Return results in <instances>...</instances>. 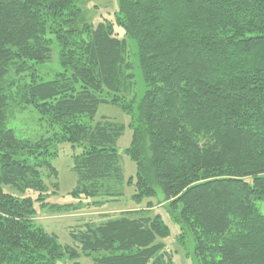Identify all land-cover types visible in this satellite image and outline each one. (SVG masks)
<instances>
[{
	"label": "trees",
	"instance_id": "obj_1",
	"mask_svg": "<svg viewBox=\"0 0 264 264\" xmlns=\"http://www.w3.org/2000/svg\"><path fill=\"white\" fill-rule=\"evenodd\" d=\"M82 1L0 0V264H80L82 255L94 264H174L156 208L179 226L180 241L193 239L198 264H264V0H118L123 38L113 21H82ZM55 50L61 72L39 81L36 65ZM103 104L130 118L123 153L136 176L128 181L118 150L126 126L96 122ZM27 108L45 136L8 127ZM62 143L81 149L68 204L49 201L59 195L53 161ZM122 186L133 188L137 209L71 230L74 245L36 223V206L99 208L125 198Z\"/></svg>",
	"mask_w": 264,
	"mask_h": 264
},
{
	"label": "rangeland",
	"instance_id": "obj_2",
	"mask_svg": "<svg viewBox=\"0 0 264 264\" xmlns=\"http://www.w3.org/2000/svg\"><path fill=\"white\" fill-rule=\"evenodd\" d=\"M82 9V21L90 24L97 25L100 21L104 19L113 21L115 24L116 33L119 37H124V30L116 24V14L119 11L118 0H83L81 2ZM130 42V57L133 62V73L135 75V88L133 94L138 99H141L145 94L146 87L143 81L142 71L139 64L136 61L137 58V47L133 41ZM56 60V61H54ZM37 79L39 81H49L53 80L55 75L61 72V68L58 64L57 50L54 51L53 59L51 62L46 64H38L35 67ZM102 118H109L117 123L124 124L126 130L123 136L118 142V150L121 155V164L124 171L126 181L131 177L136 176V165L135 163L126 156L123 152L130 146L132 139V130L128 127L130 118L125 115L118 107L113 105L103 104L100 106L96 122L100 121ZM8 127L13 128L17 131L21 138H31L38 139L39 137L45 136L47 134V127L43 121H40L39 115L30 108L25 109L23 112L16 111L10 115L8 121ZM55 149L58 151V157L53 161V165L58 171V185H59V195L54 196L49 200L52 203L58 204H68L75 202L70 193L77 186V176L73 172V156L81 152L79 148H73L69 143H62L58 145ZM49 183H57L55 179L49 181ZM118 192H123L125 198L119 200L116 203H109L103 207H92L86 208L77 212L69 214H55L46 210L38 209V216L36 218V223L42 226L48 233L55 234L60 244L62 245H74L72 238L70 236L71 230L82 228L87 223L100 224L110 217H117L121 213L133 212L137 209V206L133 204L129 196L133 193V188L129 186H122L117 188ZM53 192V188H50ZM82 196V195H81ZM85 196L81 197L83 200ZM158 199H162L163 195L161 191L158 193ZM77 199V198H76ZM107 198H104L106 200ZM158 199L146 200L139 207L144 206L148 201L157 202ZM100 199H92L89 201H97ZM39 206V205H38ZM162 208H156L151 213V215L161 214L163 216L164 222L170 229V236L164 240L167 247V251L173 254L174 264H198L194 256V241L191 237L187 238L185 241H180V228L172 222L166 211ZM139 214V213H138ZM139 216V215H135ZM78 262L80 264H94V261L90 257L82 255ZM60 264H74L73 261L64 260Z\"/></svg>",
	"mask_w": 264,
	"mask_h": 264
},
{
	"label": "bare ground",
	"instance_id": "obj_3",
	"mask_svg": "<svg viewBox=\"0 0 264 264\" xmlns=\"http://www.w3.org/2000/svg\"><path fill=\"white\" fill-rule=\"evenodd\" d=\"M88 160V159H87ZM90 162V161H89ZM167 259V258H166Z\"/></svg>",
	"mask_w": 264,
	"mask_h": 264
}]
</instances>
